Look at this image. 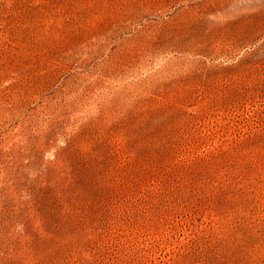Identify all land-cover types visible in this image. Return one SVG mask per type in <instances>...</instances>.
<instances>
[{
	"label": "rangeland",
	"instance_id": "rangeland-1",
	"mask_svg": "<svg viewBox=\"0 0 264 264\" xmlns=\"http://www.w3.org/2000/svg\"><path fill=\"white\" fill-rule=\"evenodd\" d=\"M0 264H264V0H0Z\"/></svg>",
	"mask_w": 264,
	"mask_h": 264
}]
</instances>
